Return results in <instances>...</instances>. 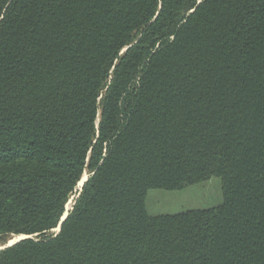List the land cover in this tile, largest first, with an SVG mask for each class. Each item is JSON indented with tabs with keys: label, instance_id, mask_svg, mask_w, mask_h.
<instances>
[{
	"label": "trees",
	"instance_id": "16d2710c",
	"mask_svg": "<svg viewBox=\"0 0 264 264\" xmlns=\"http://www.w3.org/2000/svg\"><path fill=\"white\" fill-rule=\"evenodd\" d=\"M214 177L219 205L149 212ZM18 236L0 264H264V0H0Z\"/></svg>",
	"mask_w": 264,
	"mask_h": 264
},
{
	"label": "rangeland",
	"instance_id": "374dc122",
	"mask_svg": "<svg viewBox=\"0 0 264 264\" xmlns=\"http://www.w3.org/2000/svg\"><path fill=\"white\" fill-rule=\"evenodd\" d=\"M89 177V172H86L78 185V190L82 189L83 183ZM74 199L75 197L70 199L66 212L72 209ZM222 199L221 179L214 177L206 183L189 186L179 191L151 190L147 199V207L152 215L175 214L188 209L214 207L219 205ZM57 229L54 232L57 233ZM20 238L21 236L13 237L7 245L18 242Z\"/></svg>",
	"mask_w": 264,
	"mask_h": 264
},
{
	"label": "water",
	"instance_id": "95a60500",
	"mask_svg": "<svg viewBox=\"0 0 264 264\" xmlns=\"http://www.w3.org/2000/svg\"><path fill=\"white\" fill-rule=\"evenodd\" d=\"M85 182H86V181H85ZM85 182H84V183H85ZM84 183H83V185H84ZM67 216H68V211L66 212V214H65L64 217L62 218L61 223H60V225H59V227H58V229H57V232H59V231L61 230V225H62V223L65 221V219L67 218ZM26 238H29V237H28V236H21V238H20L19 241H21V240H23V239H26ZM19 241H18V242H19ZM18 242L10 243L9 245H7V247H10V246H12V245H15V244L18 243ZM5 248H6V246L0 248V250H3V249H5Z\"/></svg>",
	"mask_w": 264,
	"mask_h": 264
}]
</instances>
